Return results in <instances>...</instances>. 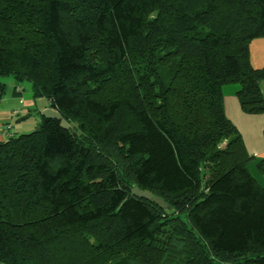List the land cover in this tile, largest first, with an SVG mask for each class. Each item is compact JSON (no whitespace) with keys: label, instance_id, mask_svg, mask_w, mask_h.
<instances>
[{"label":"trees","instance_id":"1","mask_svg":"<svg viewBox=\"0 0 264 264\" xmlns=\"http://www.w3.org/2000/svg\"><path fill=\"white\" fill-rule=\"evenodd\" d=\"M258 37L264 0H0V78L87 135L41 115L0 140V262L165 264L183 239L185 264H264V184L221 91L264 112Z\"/></svg>","mask_w":264,"mask_h":264},{"label":"crops","instance_id":"2","mask_svg":"<svg viewBox=\"0 0 264 264\" xmlns=\"http://www.w3.org/2000/svg\"><path fill=\"white\" fill-rule=\"evenodd\" d=\"M249 60L253 68H262L264 66V37L254 38L249 43ZM24 90L23 86H18ZM240 85L238 83L224 84L221 88L223 110L226 117L233 123L241 135L247 153L252 156L248 162V166H252L257 170V163L260 159H264V112L246 113L241 109L237 91ZM261 91L264 95V79L261 81ZM10 92L6 94L0 102V140L6 137L2 134V128L6 123L13 126L14 134L24 133L21 123H18L20 117L29 116L34 113L37 120H40L41 110L48 106V101L44 99V103L40 107L36 101H27L24 99L23 92ZM18 116H17V115ZM17 116V117H16ZM36 120V121H37ZM38 124V121H37ZM21 129V130H20ZM259 184H264L263 176L260 177ZM0 264H3L0 262Z\"/></svg>","mask_w":264,"mask_h":264},{"label":"rangeland","instance_id":"3","mask_svg":"<svg viewBox=\"0 0 264 264\" xmlns=\"http://www.w3.org/2000/svg\"><path fill=\"white\" fill-rule=\"evenodd\" d=\"M0 79L6 84V94L9 95L10 92L12 91L13 87H14V80L12 79L11 76H5V77H2ZM23 88H24V90H21V88H19L17 86L15 88L16 90H15L14 93H17V91H19V92L20 91H24L23 92L24 99L26 98L27 101H29V100L33 101V99H34L36 101V104L38 105V107H40L42 105V103H44V98H39V97L35 98V97H33L32 92H31V88H30V84L23 83ZM110 92L111 91L108 90L105 94H109ZM36 118H37V116L34 113H32L29 116H24L23 118H21V117L19 118L21 120H19L18 123H21L22 129H24L22 131H25L24 133H28V132L32 131L37 126V121L39 122V120H37ZM7 124H10V123H6V125ZM71 125L74 128V131L76 132V134L79 136V139H83L84 141L87 140L86 131H81L79 129L78 125L76 123H74V122H71L70 126ZM10 126H12V124ZM12 129H13V126H12ZM2 134L4 135L3 131H2ZM17 134H20V132L17 133ZM13 135H14V131L12 133V136ZM248 170L251 173V175L257 180V182L260 181V177L261 176H263V178H264V175L261 172H258L257 170L253 169L252 166H250V165L248 166ZM123 176H124L125 181H127V183H129L130 185H134L133 181L131 180V176H130L128 171H126V170L123 171ZM206 176L207 175H203V179H205ZM185 244H184V240L183 239L176 240V242H173L172 245L170 244L171 248H169V250H167L168 251L167 252L168 253V258L165 257L164 263L165 264H185L186 263V259H187L186 258V255H187L186 253L188 252V247Z\"/></svg>","mask_w":264,"mask_h":264},{"label":"water","instance_id":"4","mask_svg":"<svg viewBox=\"0 0 264 264\" xmlns=\"http://www.w3.org/2000/svg\"><path fill=\"white\" fill-rule=\"evenodd\" d=\"M41 115L44 117H48V118H53V119H57L60 122V125L65 128V129H69L71 130V127L69 126L68 122L61 117L60 113L58 111H56L55 109L51 108V107H46L43 110H41ZM72 133H74L72 131ZM132 194L134 196H137L139 198H145L150 200L151 202L155 203L156 205H159L162 208H167L168 205L167 203L159 196L156 195H152L150 192L148 191H143L141 189H139L137 186H134L131 190Z\"/></svg>","mask_w":264,"mask_h":264},{"label":"built area","instance_id":"5","mask_svg":"<svg viewBox=\"0 0 264 264\" xmlns=\"http://www.w3.org/2000/svg\"><path fill=\"white\" fill-rule=\"evenodd\" d=\"M11 124H5L4 127L2 128L3 130V133H4V136L5 137H10L12 136V133H13V129H12V126H10Z\"/></svg>","mask_w":264,"mask_h":264}]
</instances>
